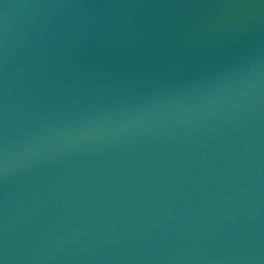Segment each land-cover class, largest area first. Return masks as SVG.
<instances>
[{"label": "water", "instance_id": "95a60500", "mask_svg": "<svg viewBox=\"0 0 264 264\" xmlns=\"http://www.w3.org/2000/svg\"><path fill=\"white\" fill-rule=\"evenodd\" d=\"M0 264H264V0H0Z\"/></svg>", "mask_w": 264, "mask_h": 264}]
</instances>
